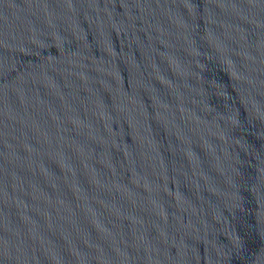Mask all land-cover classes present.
I'll return each instance as SVG.
<instances>
[{"label": "water", "instance_id": "1", "mask_svg": "<svg viewBox=\"0 0 264 264\" xmlns=\"http://www.w3.org/2000/svg\"><path fill=\"white\" fill-rule=\"evenodd\" d=\"M10 264H264V0H0Z\"/></svg>", "mask_w": 264, "mask_h": 264}]
</instances>
